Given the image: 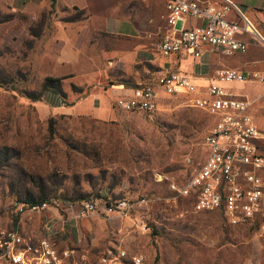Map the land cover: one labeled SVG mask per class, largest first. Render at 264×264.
<instances>
[{
  "label": "rangeland",
  "instance_id": "1",
  "mask_svg": "<svg viewBox=\"0 0 264 264\" xmlns=\"http://www.w3.org/2000/svg\"><path fill=\"white\" fill-rule=\"evenodd\" d=\"M132 3L141 8L140 1ZM144 13L158 14L152 22L155 31L158 26L163 30L158 5ZM48 18L31 21L0 0V228L20 221L23 231L39 236V215L20 210L18 200L82 197L95 200L97 212L80 219L69 237L89 258L119 247L140 255L144 264H264L263 219L230 225L217 211L193 210L192 198L167 186L170 180L185 181L204 159L203 139L211 124L204 111L185 105L183 97L161 96L151 113L113 107L110 117L99 119L88 114L99 108L87 99L51 109L26 97L39 91L54 52ZM162 33L150 41L156 43ZM250 53L264 60L260 38L253 39ZM153 71L150 63H140L131 74L144 82ZM111 75L136 80L119 70L109 72L114 79ZM60 85L76 100L93 89L82 85L72 91L69 84ZM222 86L249 102V112L264 131V87L252 82ZM69 107L72 113H64ZM115 200L131 204L127 215L103 211Z\"/></svg>",
  "mask_w": 264,
  "mask_h": 264
},
{
  "label": "built area",
  "instance_id": "2",
  "mask_svg": "<svg viewBox=\"0 0 264 264\" xmlns=\"http://www.w3.org/2000/svg\"><path fill=\"white\" fill-rule=\"evenodd\" d=\"M232 14L233 17H229ZM168 33L155 43L161 56L185 51L198 58L204 48L223 56L243 54L245 41L236 35L245 32L260 38L250 21L232 0H163ZM192 17L199 23L176 29L178 21ZM256 82L264 85V71H240L220 67L203 90L180 72H165L118 95L113 107L122 111L151 113L158 108V92L183 97L187 106L213 117L204 135L205 156L198 169L181 183L170 180L168 188L177 195L192 198L195 211H218L230 225L252 220L260 211L264 194L260 170L264 165V131L253 122L249 102L225 90L222 83ZM91 199L65 200L60 197L27 204L20 210L40 217V235L28 234L20 221L0 228V264H144L140 255L119 247H107L92 261L77 244L60 247L64 228L70 229L97 212ZM131 204L115 200L103 211L127 215Z\"/></svg>",
  "mask_w": 264,
  "mask_h": 264
},
{
  "label": "crops",
  "instance_id": "3",
  "mask_svg": "<svg viewBox=\"0 0 264 264\" xmlns=\"http://www.w3.org/2000/svg\"><path fill=\"white\" fill-rule=\"evenodd\" d=\"M8 1L12 10L27 13L31 21H39L43 11L45 12L44 19L49 15L48 20L51 28L49 39L53 44L54 52L50 64L44 69V76L61 77L63 83L74 84L78 87L93 86V89L79 100L74 99L73 93L67 91L66 88L62 89L65 93L63 100L53 92H45L43 94L45 99L41 98L36 101L45 102L51 109L60 104L82 103L87 99L88 104L93 102L99 108L90 113L87 112L88 114L99 119L110 117L113 114V101L118 95L128 94L135 87L148 81L138 82L137 77L131 74L133 67L140 63L143 65L150 63L154 66L152 78L165 72L184 73L200 90L204 89L211 80V73L218 67H230L240 71L250 70L249 68L264 69V60L254 57L252 53L247 56L253 39H257V37L245 32H239L236 35L247 44V50L243 54L223 56L212 49L204 48L198 58H193L185 51L161 56L155 50V43L150 41V37L161 31L162 35L168 33V27L164 22L163 30L158 26L155 31L152 18H156L158 14H145L144 9L155 4L158 5V12L159 9L163 11V0H125L128 2L53 0L52 7H50L51 0ZM133 1H140L141 8L134 6ZM232 1L261 37L260 32L264 33V0ZM139 9L141 10L139 11ZM137 10L138 14L134 16L133 12ZM229 17H233L232 14H229ZM178 22L180 24L178 27L175 24L176 29L193 27L199 23L192 17ZM225 57H228L226 61ZM113 70L132 75L136 80L128 78L126 81L121 75H111L114 79L108 78L109 72ZM256 84L264 87L262 84ZM224 88L226 91L242 97L237 92H233L225 86ZM158 95L159 97L165 96L161 92H158ZM68 97H71L69 101ZM70 107L64 113H72ZM249 114L257 126L253 115L250 112ZM259 173L264 190V165ZM257 216L263 219L262 226L264 227V194Z\"/></svg>",
  "mask_w": 264,
  "mask_h": 264
},
{
  "label": "trees",
  "instance_id": "4",
  "mask_svg": "<svg viewBox=\"0 0 264 264\" xmlns=\"http://www.w3.org/2000/svg\"><path fill=\"white\" fill-rule=\"evenodd\" d=\"M52 3H53V0H51L50 7H52ZM49 11H50V9L48 10V12ZM44 14H45V12H42L41 13V17H40L41 19H39V21L43 20ZM61 80H62L61 77L44 76L43 79H42V82H41L39 91L36 92V93H34V92H27L26 97L28 99H30V100H33V101L40 100L42 98L43 94L48 91V92H53V93L57 94L63 100L65 98V93L61 89V85H60ZM125 80L128 81V78H126ZM70 89L72 91H76V90L77 91H80V88L78 86H75L74 84H70ZM205 113L208 114L207 112H205ZM208 115L211 118V124H212L213 117H211L210 114H208ZM50 119L51 118L48 119L49 122H50ZM209 126H208V128H209ZM208 128H207V130H208ZM60 198L65 199V200H81V199H83L82 197H75V198L60 197ZM45 199L46 198L44 196H42V195H39L36 198L29 197V196L23 197L20 200H18L20 202L19 208L20 207L21 208H24V206L27 205V204H33V203L41 202V201H43ZM203 212H206V211H203ZM218 213L221 215L220 212H218ZM221 217H222V215H221ZM10 227H12V226H10ZM4 228H9V227H4ZM69 233H70L69 229L64 228V233H63V236H62L63 237V240L58 243V245L60 247H63V246H66V245L67 246L68 245L71 246V245H74L75 244V243H73V239L74 238L69 237ZM74 241H75V239H74ZM98 254L99 253H93L91 257H94L95 258V256L98 255Z\"/></svg>",
  "mask_w": 264,
  "mask_h": 264
}]
</instances>
